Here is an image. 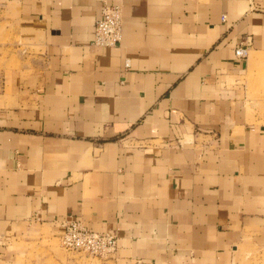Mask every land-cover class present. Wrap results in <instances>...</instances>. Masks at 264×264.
Masks as SVG:
<instances>
[{
	"label": "crops",
	"instance_id": "1",
	"mask_svg": "<svg viewBox=\"0 0 264 264\" xmlns=\"http://www.w3.org/2000/svg\"><path fill=\"white\" fill-rule=\"evenodd\" d=\"M103 4L117 47L90 44ZM5 20L26 52L0 69V264L69 218L115 237L113 264H264L242 81L264 67V0H0Z\"/></svg>",
	"mask_w": 264,
	"mask_h": 264
},
{
	"label": "rangeland",
	"instance_id": "2",
	"mask_svg": "<svg viewBox=\"0 0 264 264\" xmlns=\"http://www.w3.org/2000/svg\"><path fill=\"white\" fill-rule=\"evenodd\" d=\"M12 43V44H11ZM17 46H14L16 44ZM26 49L20 45L18 38L10 36V24L5 20L0 22V69L2 71L15 68L18 65L20 53ZM250 51H247L249 57ZM245 58V59H246ZM253 68V67H252ZM247 69V68H246ZM242 81L246 88V97L255 113V125L264 127V67L256 66L252 71L242 75ZM22 244V243H21ZM36 249V250H35ZM36 252H33V251ZM54 256L53 261L46 264H56V257L60 264H113L108 256H89L74 250H65L60 246L59 240L44 239L38 247L33 244H25L14 259V264H45L44 256Z\"/></svg>",
	"mask_w": 264,
	"mask_h": 264
},
{
	"label": "built area",
	"instance_id": "3",
	"mask_svg": "<svg viewBox=\"0 0 264 264\" xmlns=\"http://www.w3.org/2000/svg\"><path fill=\"white\" fill-rule=\"evenodd\" d=\"M224 21V16L221 17ZM121 6L103 4L99 18L94 22L93 47H117L121 39ZM233 55L238 60L247 57V48L238 47ZM124 69L128 67V61L124 60ZM62 235L59 237L60 246L65 250H74L89 256H103L112 253L116 249V239L108 233H96L87 230L80 221L65 219L61 223ZM131 264H145L135 260Z\"/></svg>",
	"mask_w": 264,
	"mask_h": 264
},
{
	"label": "bare ground",
	"instance_id": "4",
	"mask_svg": "<svg viewBox=\"0 0 264 264\" xmlns=\"http://www.w3.org/2000/svg\"><path fill=\"white\" fill-rule=\"evenodd\" d=\"M111 253H109V254H106V255H104V256H108V255H110Z\"/></svg>",
	"mask_w": 264,
	"mask_h": 264
}]
</instances>
